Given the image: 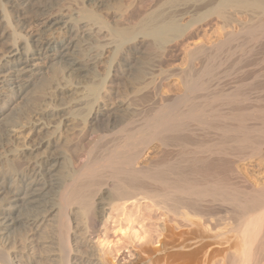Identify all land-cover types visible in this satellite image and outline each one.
Listing matches in <instances>:
<instances>
[{
  "label": "bare ground",
  "instance_id": "6f19581e",
  "mask_svg": "<svg viewBox=\"0 0 264 264\" xmlns=\"http://www.w3.org/2000/svg\"><path fill=\"white\" fill-rule=\"evenodd\" d=\"M13 1L22 14L32 17L35 31L29 45H17L21 40L12 32L17 44L7 46L0 64V138L23 145L19 157L29 171L10 182L0 178L1 257L6 248L10 256L21 234L32 241L49 225L54 232L46 248L58 262L69 264L68 258L75 252L81 256L77 245L82 244L87 250L82 257L86 264H108L92 248V238L108 206L131 202L153 209L152 216H171L182 223L184 228L170 241L165 240L169 226L161 224L163 241L158 251L165 264L182 257L188 258L187 264H264V178L259 172L249 175L248 170L239 169L252 160L264 168V0H222L223 5L238 4L253 12H247L248 17L244 13L248 20L243 25L234 18L238 30L223 31L222 39L209 47L182 43L188 67L179 76L180 94L163 98L161 103L155 98L145 109L126 100L128 104L114 107L101 102L102 81L99 83L95 67L105 50L113 53L111 59L130 51L145 55L146 38L137 47L134 35L135 39L116 28L107 29L108 33L89 10L75 12V17L61 13L59 0ZM89 1L96 8L106 2ZM182 6L178 12H170L167 20L158 21L157 16L151 20L152 15L144 13L135 25L145 37L161 42L172 32L178 33L179 21L192 18L195 9L191 12L192 8ZM0 18L1 45L9 30L6 18ZM115 19L128 22V15L124 12ZM17 26L21 24L17 22ZM191 28L192 23H187L179 34ZM237 55L247 61L260 57L259 72L255 66L256 71L250 67L253 72L248 66L249 77L244 78L249 69L241 72L245 82L232 77L239 64L242 66L241 59L232 65V73L229 67L220 71ZM143 68L136 69V75L146 79V89L154 90L153 68ZM47 71L53 75L45 83ZM44 84L48 85L46 92ZM38 97H42L40 103ZM26 109L30 118L25 117ZM85 109L91 110L90 118L81 133L84 137L95 131L96 137L82 157L85 164L78 155L72 158L73 170L68 171L57 153L68 139L57 132V126L62 124L64 133L76 130L74 125H81ZM151 147L154 157L146 160ZM16 249L14 255L19 254Z\"/></svg>",
  "mask_w": 264,
  "mask_h": 264
},
{
  "label": "rangeland",
  "instance_id": "374dc122",
  "mask_svg": "<svg viewBox=\"0 0 264 264\" xmlns=\"http://www.w3.org/2000/svg\"><path fill=\"white\" fill-rule=\"evenodd\" d=\"M59 1H60V6H61V9H60L61 13L66 14V15L71 14V16L75 17V14H74L75 12L79 13V11H82V10H86V11L89 10V12H92L94 13V15H96L95 19H97L96 20L97 23H100L99 25L103 26L107 32L108 30L112 28L113 29L116 28V29H121V30L126 31L127 33L131 35V38L136 37V41L138 40V42H134L135 43L134 45H137V47L140 45L141 40L146 38L147 41H145V39L143 41L144 43H147L146 45L147 47H144L142 49V53L143 54L145 53V55L141 54L139 56L137 52L134 53L130 51L125 54L126 56H122V55L121 56L118 55V57L115 56L116 59L114 58L115 59L114 60V59H111L114 57L112 55L113 53L110 50H105L102 53L103 57L96 64V67H95V73L98 76L99 83L102 81V83H100L101 86H99L100 91H98V94H100L99 97H100L101 102H103L105 105L110 106V107L117 106L122 102H125V103L128 102L129 105L130 104L131 106L135 105L139 109L141 108L145 109L146 105L150 106L151 105L150 103H152L153 100H155V98L159 100V101L155 100L156 103L157 102L161 103V101H163L166 98L170 99L180 94L182 90V85L179 82V76H180V73L185 71L188 67V59L185 54L186 52L184 49H180L181 48L180 45L182 43L188 42V44H191V45H195V44L200 45L201 43L200 46L204 45L206 47H209L210 45L215 44L216 42H219L222 39L223 36H221L220 34H223V31L224 33L226 31L227 32L237 31L238 24H241V25L245 24L247 22L245 20L246 19L248 20L247 18L248 14L253 12L252 8H246L244 6L241 7L240 5L238 6V4L230 5V3H228V4L223 5L222 0H148V1L147 0H136V1L135 0H106V2L103 3L102 5L103 7L101 6L100 8H96V3L93 4L92 3L93 1H89V0H59ZM181 4L186 5L187 10H190L192 8L190 10L191 12L194 11L193 8L195 9L194 11L195 14L193 12L191 14L193 19L190 16H188L185 18V20L182 19L181 22L180 21L179 23L177 22L178 31L176 30V32L178 33H175V31L172 32V34L167 36V38H165L161 42L155 41L152 37L151 38L148 36L145 37L144 31H141L140 27H138V25H135L136 23L139 22L138 21L139 19L141 20L143 18L141 15L145 16V14L152 15V17L157 16L156 17L157 19L159 17L158 21L167 20V18L169 17L171 13H173L174 11L178 12V9H179L178 6L181 7L182 6ZM182 7H185V6H182ZM141 8H144V9L142 10ZM186 8H183V9L185 10ZM64 9L66 10L65 12H64ZM208 9L210 12L207 11ZM205 11H207L208 13L207 12L205 13ZM249 11L251 12L249 13ZM120 12L127 13L128 22L127 21H116L115 17L119 14H122ZM244 13L247 14L246 15L247 17L245 16ZM1 15L4 16V19L6 18L5 23L8 25L7 30L9 31L7 32V34L9 33L8 34L9 38L6 35L5 38L7 39L5 38L2 39L3 45L2 44L0 45V64L3 62L4 55L7 50V46L8 47L9 45L14 46L15 42L17 44L18 40L19 41L21 40V42H19L20 44L18 43L17 45H21L22 42L29 45L30 44L29 41H31L30 39H32L31 35H33L35 31V28H33L34 23L32 22V17L28 16L27 14H22L21 10H19V8L15 5V2L13 0H0V16ZM152 17L149 16V19L150 18L151 20L156 19L155 17L154 18ZM234 18L236 20L238 19L237 21L235 20L238 24L236 22H235L236 24L234 23ZM17 22L21 24L20 27L17 26ZM190 22L192 23V28L194 27L195 28L193 30L192 28L189 30L186 29L185 31H188V32H184L186 34H183L182 32L183 30H182L180 31V34H179V28L181 26H187V23L188 25H190L191 24ZM194 22H195V26H193ZM0 23H1V18H0ZM182 28L184 29V27ZM231 28L232 30H230ZM181 32L183 35L181 34ZM10 34H12V38H10L11 36ZM13 34L14 36L18 35V38H19V39L17 38L18 39L17 40L15 36V39L17 40L15 42H13L15 39L12 40L14 38ZM180 35H182L183 37L181 36L182 37L181 38ZM168 39L169 40L178 39V40H174L175 42L173 43L172 40L167 41ZM6 41H8L7 42L8 44L6 43ZM166 41L168 45L167 43H165ZM169 42H172V43L169 44ZM166 45L167 47H165ZM147 50L149 52H147ZM152 57L153 58L155 57V58L153 59ZM240 59L241 57H239L238 55L233 57V59L230 60L231 62L229 61V63H226L220 68V71H223V69L229 67L230 73H232L233 71H235V69L232 68V65L236 62V60H240ZM247 59L248 58H245L244 60L242 59L240 60L241 62L243 61L242 62L243 64L244 63L246 64L247 68L245 67V64L243 65L240 62L242 66H240L239 64L238 67L239 69H241V71H239V69L236 68L237 75L235 74L236 71L235 73H233L234 75L232 74L233 75L232 77L237 76L235 77L236 79L241 78L240 80L238 79V81L240 82L246 81V80L243 81L244 79L242 80L244 76L242 74L246 73L245 69H249L250 67H253V66H255V69L257 70L258 68H261V62H260L259 56L251 57L252 60L250 59L247 61ZM249 62L250 64H252L253 62L254 63L251 66ZM229 64L231 65L232 69L230 68ZM154 66L156 68L158 66L159 69L158 68L156 69ZM139 67H141V69L143 67H147V68L150 67L151 69L153 68L152 73H154L153 75H156V83H157L156 85L157 88H155L156 90L155 89L153 90V88H150V87L149 89H146L147 88L146 86L147 82H145L146 79L145 80L144 78L142 79L139 78L140 80L138 79L139 76L137 75H139V72L136 71V69H139ZM250 69L247 70V73L244 76V78L247 77L251 71L253 72L255 70L254 67H253L254 70L251 69L250 71ZM243 70H244V73L241 74ZM238 71L240 72L239 74H238ZM259 71L260 69L256 72H259ZM240 74L241 76H238ZM51 75L53 74H51L50 71H47L44 74V78L46 79L45 83L49 82V81L47 82V80L49 79L51 80L52 78ZM135 75L137 76V78L134 77ZM256 82H259V81H256ZM45 85L47 84H44V87ZM44 87H42V90L46 92L48 85L45 88ZM42 90H39V91H42ZM44 91L43 93H45ZM40 93L43 94L42 92ZM41 98L42 97L37 98V101H38L37 103H40L42 101ZM161 98L162 100H160ZM155 101L153 103H155ZM260 104L262 105L263 103H260ZM27 110L29 109H26L24 111L25 112L24 114L26 115L25 117L28 116L27 118H30L31 117L30 110L29 111ZM90 111L91 110L89 109H85L82 112L84 119L82 118L81 125L78 123L77 124L79 126L76 124L74 125L76 130L69 131V133L68 132L64 133L65 130H63V125L61 124L57 126L58 127L57 132L59 134H62L64 139H68V142L65 144V146L61 150L60 149L57 150L58 151L57 153L62 155V157L64 158V163L65 165H67L66 168L68 169V171L73 170L71 162L73 159L75 160L78 157V155L80 157L79 162L81 164H85V160L82 157L85 156L84 154L87 152L88 148L90 147V142H92L93 138L96 137L95 131L93 133L91 132L87 133V135H85L84 137H83L84 133H81L83 129L84 131H86L88 127V123H89L88 119L90 118L89 117ZM90 133L92 134V136H90L91 135ZM0 139L4 141L2 142L0 140V143L2 144V145L0 144V178L4 179L6 182H10L12 178H14L15 176L19 177L22 174L24 175V173H27V171H29V169L26 167L25 163H23L21 158L19 157L20 155L19 150H22L21 147L23 145L21 146V144H17V142L19 143V141L12 140L9 142L8 139L7 140L5 138L4 139L0 138ZM15 151H18V152H15ZM41 152L44 153L43 150H40L38 153L41 155H44ZM154 152H155L154 147H151L150 150L147 152L145 159L147 160L149 157L153 158ZM263 153H264V150H263ZM12 154L14 157H10ZM9 159L12 161L9 162L8 161ZM1 160H2V163H1ZM3 161L5 163H3ZM6 161L8 162L6 163ZM255 162L256 160H252L246 163L245 165L239 166V169L241 171L248 170L249 175L250 174L252 175V173L257 174L259 172L261 173V177L264 178V175H263L264 168L263 169L260 168V166H258L260 163L258 164ZM255 164L257 166H255ZM152 210L153 209L145 206V204L138 205L136 203H131V202L129 203L121 202V203L114 204L113 206H108V208H106L105 210L103 217L100 218V223L98 225L97 231L92 238V248L96 252H99V254L103 258H105L108 264H149L150 259H151V264H165V262L161 260V257L159 256V251H158L160 248V244L163 241L161 224L166 223L169 226L170 231H169V234H167V237L165 239L166 241H170L173 238L172 235L174 233H177L178 231H180V229L184 227L182 223L176 222V220H173V217L171 216H158L157 213L155 214V216L150 215V212ZM178 227H181V228L177 229ZM51 229L52 228L48 225L44 229V232L41 233L42 235L41 234L35 235L32 241L31 239L26 240L25 238L27 237V235L21 234L19 237H17L16 239L17 241L14 246L15 248H17L15 251L19 252V254L16 253V255H14L15 253L14 247H11L13 248V251H11L12 249H9L11 251V252L9 251L10 252V256H9L8 255L9 253L7 252L6 250L7 248H6L5 251L8 254L6 252H3L6 255V256L3 255L6 258L2 256L4 259L0 255L1 257L0 264L4 262H6V264L7 263L9 264H12V263L13 264H42L44 261L45 262L43 264H59V262L61 264L62 263L61 261L58 262V259L51 256V254H48L49 253L48 251H50V249H47L48 248L47 242L49 240H52L53 238L52 234L54 232ZM26 241H29V242H26ZM23 244H24V247H22ZM77 246H78L77 251L79 253H82L81 256H79L80 254H76L75 252V254L78 256H75V254H72L70 255L71 258H68L69 260L68 262L66 260V262L69 264L70 262L72 264H79V263L86 264L85 258H82V257L84 256L85 251L87 250L85 249V246H82V244H78ZM26 255L28 256L32 255L33 257L31 259L27 257ZM1 259H3L4 262L1 263L2 261ZM174 259L175 258L169 259L168 261L169 264H187V261H188V258L186 257H182L179 260H174ZM62 264H65V262ZM213 264H220V262L216 261Z\"/></svg>",
  "mask_w": 264,
  "mask_h": 264
}]
</instances>
